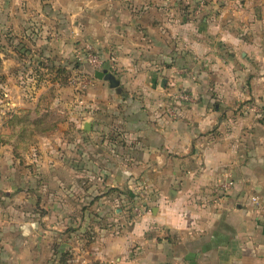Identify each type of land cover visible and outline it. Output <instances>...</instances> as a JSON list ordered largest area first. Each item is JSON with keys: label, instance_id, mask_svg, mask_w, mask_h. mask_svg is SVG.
<instances>
[{"label": "crops", "instance_id": "1", "mask_svg": "<svg viewBox=\"0 0 264 264\" xmlns=\"http://www.w3.org/2000/svg\"><path fill=\"white\" fill-rule=\"evenodd\" d=\"M204 1L54 0L56 41L0 43V264H264V0ZM37 60L81 65L72 120Z\"/></svg>", "mask_w": 264, "mask_h": 264}, {"label": "rangeland", "instance_id": "2", "mask_svg": "<svg viewBox=\"0 0 264 264\" xmlns=\"http://www.w3.org/2000/svg\"><path fill=\"white\" fill-rule=\"evenodd\" d=\"M54 4V0H0V43L6 42L10 44L12 41L16 42L18 47H23L18 50L17 57L23 59L24 56H26L25 53H27V51L24 49L26 47L21 45L29 42L33 45H37L40 38H42V41H46L49 44L56 41L59 33L58 26H53L54 29L50 28L45 33V28L43 26L45 25L43 22L45 19L40 17V11L42 13L55 12L56 9ZM57 17L58 15H56V18ZM56 32L57 34H54ZM30 52L32 53V51ZM33 52L34 53H32L31 56L37 54V52ZM34 57L39 56L36 55ZM38 62L39 61L37 60V62L35 61L31 63V68L34 71L32 81L29 80L25 83L24 80L18 78L17 81H15V84L20 91H23L25 88L30 90L32 88L36 89L39 86H42V89H48L45 91L46 93L42 101V107L49 110V112L43 115L46 116L45 119L49 122L58 123L65 120H72L71 113L75 114V85L72 86L70 81L72 78H75V72H73L75 71L74 65L71 64L72 66H70V70H68V72H70L69 76L67 74L59 75V77H56V79L53 80L50 76H48L50 78H47L45 75H49V72L52 70L51 68L54 66L49 65V71L47 67L41 68V66L38 65ZM72 63L74 64L75 60ZM1 64L2 59L0 58V65ZM63 67V65H59V68ZM34 75L36 76L34 77ZM0 83H2V81H0ZM62 83H64V85ZM56 85H59L58 88H56ZM57 89L66 90V93L61 95L66 99H61L60 96V102H56L57 95H60L57 93ZM58 110L62 113L57 112ZM47 131L50 132L52 129ZM58 132H61V130H58ZM66 148L65 152L68 153L67 156H69V159L71 160L75 158V149L73 150L69 146ZM68 164H70V162Z\"/></svg>", "mask_w": 264, "mask_h": 264}, {"label": "built area", "instance_id": "3", "mask_svg": "<svg viewBox=\"0 0 264 264\" xmlns=\"http://www.w3.org/2000/svg\"><path fill=\"white\" fill-rule=\"evenodd\" d=\"M85 61L97 69H100L103 66L102 64L103 62L101 61L99 56L97 54H93L92 52H88L85 58ZM70 84L72 86L75 85V88H77V90L82 91V92L85 91L88 86L87 80L83 79V77L72 78L70 81ZM176 99L184 100L186 102H191L193 100L192 95L187 91L180 93L178 96H176ZM167 112L169 113V115L173 117L176 116V111L173 108H168ZM219 187H220V190L225 194L228 193L230 190H232L234 187V181L231 178V176L226 175L225 178L220 182ZM253 201L258 203L257 198H253Z\"/></svg>", "mask_w": 264, "mask_h": 264}, {"label": "trees", "instance_id": "4", "mask_svg": "<svg viewBox=\"0 0 264 264\" xmlns=\"http://www.w3.org/2000/svg\"><path fill=\"white\" fill-rule=\"evenodd\" d=\"M211 2H212V0H210ZM225 1H227V0H218V4L222 7V6H224V2ZM241 3H244L245 2V0H239ZM204 3H205V5L206 4H208V2H207V0H205L204 1ZM88 53H86V55H87ZM72 65H74V69H77V68H80L81 67V65L79 64V63H74V64H72ZM54 71H55V73L57 74V75H68L69 76V72H68V70L66 69V68H59V66H55L54 68ZM114 76V75H113ZM62 80V79H61ZM63 85H64V83H62ZM66 84V83H65ZM32 117H33V115H32ZM32 117L30 116V115H26L25 117H16V119L14 120L13 119V122H12V124L14 123V122H19V123H26L25 121V119H27L28 121L29 120H32L35 124H37V123H39V119H38V116H36V118H35V116L33 117V119H32Z\"/></svg>", "mask_w": 264, "mask_h": 264}, {"label": "water", "instance_id": "5", "mask_svg": "<svg viewBox=\"0 0 264 264\" xmlns=\"http://www.w3.org/2000/svg\"><path fill=\"white\" fill-rule=\"evenodd\" d=\"M95 78L98 79V80L108 81L113 88H115V87H117L119 85V82L116 80L115 76H113L107 70L97 71L95 73ZM163 87H164V85H163ZM85 129L88 130V131H91V129H92L91 122L86 123Z\"/></svg>", "mask_w": 264, "mask_h": 264}]
</instances>
